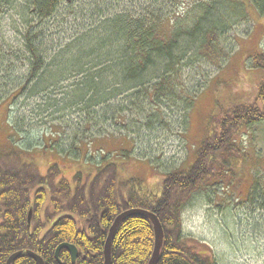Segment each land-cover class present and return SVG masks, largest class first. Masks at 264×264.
Segmentation results:
<instances>
[{"label":"rangeland","instance_id":"374dc122","mask_svg":"<svg viewBox=\"0 0 264 264\" xmlns=\"http://www.w3.org/2000/svg\"><path fill=\"white\" fill-rule=\"evenodd\" d=\"M4 1L5 8L0 7V153L14 152L12 157L33 166L40 176L56 167L60 177L68 181L76 172L87 180L93 176L97 162L105 159V163L118 167L117 175L134 178L156 194L166 172L194 165L198 147L234 104L261 106L264 102L258 93L264 72L253 70L249 59L257 52L264 53V11L251 8L246 0H209L232 48L220 68L202 61L200 50L185 63L180 80V92H184L180 96L186 92L188 112H183L186 105L178 93L169 100L161 98L159 106L149 108V99L141 88L131 87L116 96V101L107 104L99 100L102 104L89 110L95 112L91 117L80 107L87 105V100H98L96 95L92 98L90 93L84 105L76 104L86 90V78L92 83L97 80L99 87L103 84V96L105 85L114 81L105 73L116 62L110 64L95 57L102 40L118 33L116 29H122L123 23L128 25L134 18L146 16L148 10L164 14L163 22L168 27L171 23L188 31L203 15V19L207 17V7L194 11L199 0H68L52 16L53 20L37 19L29 26L26 1ZM32 29L42 30L43 46L49 48L42 61L46 70L39 69L36 76L30 75L33 64L23 40V35L36 33ZM31 39L35 47L42 43L40 36ZM217 42L219 49L223 48L218 54L221 55L228 46L221 35ZM121 45L124 46L122 41L116 46ZM88 57L98 61L91 63ZM110 73L118 79L122 76L118 68ZM151 75L149 69L146 76ZM47 78L51 83L43 85ZM248 130L243 138L236 136L240 137L246 157L237 159L233 177L227 175L219 184H205L183 202L181 226L185 243L194 254L215 264H264V210L252 199H245L253 178L263 182L256 188L258 199L264 190V121ZM75 149L80 151L74 153ZM105 243L106 239L103 249Z\"/></svg>","mask_w":264,"mask_h":264},{"label":"trees","instance_id":"16d2710c","mask_svg":"<svg viewBox=\"0 0 264 264\" xmlns=\"http://www.w3.org/2000/svg\"><path fill=\"white\" fill-rule=\"evenodd\" d=\"M2 1L0 0V7L4 9L5 1ZM19 1H26L27 17L31 18L29 26L37 22V19L53 20L52 16L57 14L62 3L68 2ZM246 4H250L251 8L260 13L264 11V0H246ZM206 7L207 17L203 19V15L188 31L171 26V23L168 27V23L163 22L165 15L154 14L151 10H148L151 13L146 12V16L131 20V24L123 23L122 29L117 27L118 33L106 38L107 41L102 40L103 45L95 56L104 58L102 61L110 64L116 62L114 66L105 69L106 76L112 77L110 79L114 81L105 85L103 90L106 89L108 93L106 91L103 96L100 91L103 84L99 87L97 80L92 83L91 79L86 78L87 81L83 84L87 85L86 90L81 99L76 101L78 106L87 103L80 107L82 112H88L91 117L95 112L89 110L100 106L102 103L99 100L107 101V104L116 101V96L131 87L141 88L143 95L149 99V108L159 106L161 98L172 99L175 93L180 96L184 92H180L181 73L185 63H189L188 60H191L197 50L202 53V61H209L210 65L220 68L221 63L227 59L226 55L230 53L232 44L228 43L223 23L219 24L216 20L211 1L199 0L193 10L204 11ZM32 30L36 33L27 37L23 35V40L24 49L30 54L33 64L30 75L36 76L39 69L46 70L42 61L49 48L43 46L42 30ZM214 33H217L215 38L212 37ZM218 35L225 39V45L228 46L221 55L218 54L223 48L218 47ZM39 36L42 43L35 47L31 37ZM120 41L124 46H116ZM111 47L118 48L106 50ZM103 50L105 51L102 54ZM88 58L91 63L98 61L97 58ZM249 59L253 70L264 72L263 52H257ZM117 68L122 71L120 79L110 73ZM149 69L152 75L147 77ZM82 70L75 71L80 73ZM44 81L42 79V82ZM47 83H51L50 78L43 85ZM259 83L261 84L258 93L263 98L264 80ZM90 93L92 98L96 95L98 100L84 102V98ZM185 95L186 92L182 97ZM184 103L186 109H183V112H188L190 107L186 104V98ZM234 105L231 111L225 113L221 123H217L209 136L204 138L198 147L194 165L183 171L166 172L160 183V192L156 194L139 185L134 178L123 179L117 175L118 167L110 162L105 163V159L97 162L93 176L87 180L83 179L85 176L79 177L76 172L68 181L60 177L56 167H51L44 176H40L31 168L33 166L12 157L11 153L14 152L0 153V264H5L16 252L21 255L11 264H35L30 255L26 254L27 251L39 255L44 264H103L102 250L111 223L122 212L135 208L144 209L157 216L163 229L164 239L157 264H215L194 254L193 249L185 243L182 236L181 212L185 207L184 199L187 200L195 194L196 189H203L205 184L212 182L219 184L227 175V178L233 177L234 169L237 170V159L246 157L239 138H243L252 125L264 121V102L261 106L254 103ZM158 106L154 110L156 115L159 113ZM150 115L154 117L155 122H159L158 117ZM15 131H19L16 126ZM12 133L16 136L14 131ZM52 149L57 151L55 146H52ZM78 151L80 150L75 149L74 153ZM260 184H263L261 179L253 178L248 189L250 192L246 194L245 199L248 202L252 199L264 210V190H261L263 192L260 193V199L257 198L259 192L256 188H259ZM29 210L32 211L30 223L26 222ZM116 229L111 246L112 264H148L154 249V232L150 221L142 216H131L122 221ZM63 243L72 244L77 249L78 255L73 262L70 252L65 249H60L55 258V250Z\"/></svg>","mask_w":264,"mask_h":264},{"label":"water","instance_id":"95a60500","mask_svg":"<svg viewBox=\"0 0 264 264\" xmlns=\"http://www.w3.org/2000/svg\"><path fill=\"white\" fill-rule=\"evenodd\" d=\"M134 214H140L142 216L144 215V216L148 217L152 223V227H154V238H155L154 246H153L154 249H153L151 257L149 258L150 260H149L148 264H157L158 263L161 246H162L163 239H164L162 227H161L156 216H154V215L152 216L151 214H149L145 211H139L137 209H132V210L123 212V213H121V215L117 216L116 219L114 220L113 224L111 225L108 236L106 238V243H105V246L103 249V251H104V264H112L110 248H111V244H112V237L115 233L117 226L121 223L122 220H124L127 217L132 216ZM31 215H32V211L29 210L26 222L30 223L29 220H30ZM60 249H65L66 251L70 252L71 262L74 261V259L76 258L77 254H78L75 246H73L71 244H69V245L68 244H61L58 246V248L55 251V253H56L55 257L56 258L58 256V251ZM27 254H29L30 257L34 260L35 264H43V261H42L40 256L32 254L30 252H28ZM19 255H20L19 253L13 254L11 257H9L7 259L5 264H11L16 259V257H18Z\"/></svg>","mask_w":264,"mask_h":264}]
</instances>
